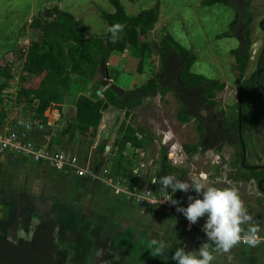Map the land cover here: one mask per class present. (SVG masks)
<instances>
[{
  "label": "trees",
  "instance_id": "16d2710c",
  "mask_svg": "<svg viewBox=\"0 0 264 264\" xmlns=\"http://www.w3.org/2000/svg\"><path fill=\"white\" fill-rule=\"evenodd\" d=\"M108 1L114 11L100 9L102 19L108 28L117 23L123 25L120 38L115 42L108 31L102 35H91L82 19L57 5L46 8L32 20L30 26L38 32L37 39L14 55L16 60L25 56L23 74L18 82V104H23L32 113V119L44 127L47 124L46 110L54 104L63 103L74 84V77L75 80L77 77L94 81L88 94L76 97L75 115L64 132L69 134L70 142L81 135L93 143L103 125L105 129L96 144L92 162L99 170L105 162L104 152L107 149L113 159L110 175H117L124 172V166L133 164V159L125 154L128 146L151 149L154 143L155 137L148 128L130 123L134 112L147 99L171 93L178 103L176 120L180 124L193 122L198 133L196 142L183 145L185 153L196 157L208 151L220 153L224 147H232L235 155L230 162L235 170L233 181H255L258 186L264 179V169L252 166L263 164L264 157L255 146L250 147V143L254 144L250 134L260 130L264 116V42L257 56L255 71L246 77L252 44L250 0H202L203 5L219 4L235 10L228 30L221 37H235L238 42L231 53L235 58L233 70L237 73L238 89L245 90L241 97L245 165L242 164L244 154L238 130V101L227 110L216 99L226 84L194 72L195 52L176 41L171 33L161 35L159 42L147 39L159 19V2L151 8L130 14L121 0ZM262 22L264 30V19ZM124 53L127 57L122 59L121 54ZM153 54L159 59V67L144 83L130 89L115 83L122 71L142 74L146 64L153 65ZM100 71L102 76L98 78ZM0 77L5 80L16 77L13 63L0 64ZM5 87V84L0 85V94ZM3 102L4 98L0 97V104ZM2 118L0 111V126ZM161 158V166L155 174L159 188V179L164 175L187 179L186 170L169 164L165 147L161 149ZM211 186L222 187L218 184ZM92 227L93 221L84 218L77 224L72 243L61 244L60 222L54 218L31 220L23 230V236L19 235L20 231L14 235L0 233V264H90L95 244ZM110 243V239L96 243L102 252L101 259L110 252ZM110 264L123 263L112 259Z\"/></svg>",
  "mask_w": 264,
  "mask_h": 264
},
{
  "label": "rangeland",
  "instance_id": "374dc122",
  "mask_svg": "<svg viewBox=\"0 0 264 264\" xmlns=\"http://www.w3.org/2000/svg\"><path fill=\"white\" fill-rule=\"evenodd\" d=\"M121 1L130 14H136L143 9L151 8L159 2V19L147 39H154L159 42L161 35L169 32L174 36L176 41L192 49L196 54V61L192 70L209 78L221 80L226 84L225 89L217 94L216 99L223 108L230 110L229 108L237 102L239 93L237 73L233 70L235 58L231 53V51L237 47L238 42L235 37H221V34L228 30L229 24L235 16V10L232 7L219 4L212 6L203 5L202 0ZM55 5L59 6L63 11L72 13L77 19H82L85 29L91 35H102L108 31V25L102 19L100 9L110 12L114 11L113 6L108 0H0V64L6 65L7 63H13L16 71V77L13 80H4L0 84L6 85V87L1 90L0 94V97L4 98V102L0 104V111H2L3 116V123L0 126V135L10 131L7 127V129L2 130L5 125L13 128L22 126L23 123L20 121H24V124L28 122L32 123L33 121L32 113L29 112L23 104H18L16 98V92L19 89V78L23 74L22 67L25 62V56L21 60H16L14 55L15 52H19V50L22 51V49L27 47L32 40L37 39L38 32L30 26L32 20L46 8H52ZM249 10L253 17L251 27L252 44L250 52L251 61L245 72L246 77L250 76L255 71L257 56L260 53L264 41V30L261 27V22L264 19V0H250ZM126 57L127 53L121 54L122 59ZM152 58L154 59L153 65L146 64L142 74H129L122 71L116 77L115 83L125 89H130L144 83L159 67L157 55L153 54ZM121 68L122 65L120 69ZM101 76L102 71L98 73V78ZM93 82L94 81H86L77 77L75 80L74 77V84L71 91L65 96L62 105L69 106L68 104H73L74 99L78 95L88 94ZM177 109L178 103L176 99L171 93H168L165 97L158 95L152 99H147L146 103L136 110L134 117H132V125H141L148 128L151 135L155 137L151 149H149L148 154H144V157H147V159L149 157V161L157 157V160L148 167L147 165L146 167H141L143 160L141 161L134 158L133 164L131 166H124V172L119 173L117 176H124L127 178L136 176L138 178L140 176L139 174H141V172L144 173L146 168L150 169V173L154 170L157 171L162 162L161 149L163 146H167V148L165 147L167 153L168 151L171 154L173 153V158H178L179 152L181 154V148L185 143H194L198 140V133L193 122L180 124L176 120L175 116ZM46 113L53 124L57 117L52 114V110ZM34 123L37 124L36 122ZM45 127L33 125V128H36L44 134H46ZM59 134L60 132L58 131H54L53 134L50 132V137L49 139H45V142L48 143L47 140H49V144L54 146L55 150L64 153L66 152V148L72 149L67 153L77 155L80 164L87 169L88 172L96 171L95 165H93L92 162L97 146L96 141L94 140V142L91 143L89 138H84L80 135L75 141L69 142V135H67L63 145L58 147L53 145V138L59 136ZM114 135L113 130L112 136ZM250 135V140L254 139V144L249 142L250 147L255 146L264 157V116L261 120L260 130ZM163 142H166L165 145H163ZM173 146H175L176 149L173 148ZM125 154L127 156L132 154V149L128 147ZM217 155L220 156L218 164L215 163ZM168 156L167 160L169 164L174 166L170 162ZM234 157V149L226 146L220 153L208 151L203 156H187L189 161H187L185 163L186 165L182 168L188 173L187 179L190 185L191 181H193L203 182L206 186L211 184L229 187L234 186L240 195L244 208L250 216L248 222L251 223V220L258 218L257 214L261 217L264 216V195L258 190L257 184L253 182L233 181L235 170L230 165V162ZM34 169L38 171L35 167ZM133 169H135L137 173H135ZM37 174L38 178L41 177V179H44L46 176L45 173ZM200 174H204L205 177L208 176L207 179L203 180ZM100 177L106 181V177ZM37 188L29 189L31 192L30 194L32 196L34 195L30 198L32 199V207L27 206L26 203H24L26 199L21 197L20 201L16 200L13 202L12 206L6 204L3 207L4 213H2V209H0V233L14 235L24 230L29 220L34 216H36L37 220L54 218L60 222L62 227L59 242L61 244L72 243L77 224L87 217L86 213L71 205L69 198L57 197V195L38 196L42 191ZM182 194H184V196L182 201L178 202L179 205L183 204L186 206L189 202L187 199L189 195L193 198L197 197V193L191 190V188L187 192H182ZM57 206L62 207L57 208ZM153 208L161 212L162 217L171 215L173 216L172 219L177 221V224L180 225L181 245H185L186 240L190 239L191 235L194 236L195 233H199L195 226L192 227L189 222L177 218L172 210L159 206ZM158 223L159 225L162 224L161 227H165L166 225L164 222L162 223V221L158 220L157 223H154L149 221V217L145 218V226H154ZM245 225H249V223L242 224V226ZM92 229L95 244L93 246L94 250L90 264H110V260L112 259L119 260L123 264H176V262L171 259V256L175 249L181 245L180 243H178V246L176 244L175 249L167 247L168 242L161 238L163 235L159 230L155 231L154 239L149 236L147 231H144L143 234L139 233V236L138 234L132 235L133 237H130L126 242L124 232L121 230H116V232L111 231L110 233H112L113 237L118 239L114 238L115 240H112V251L109 255L105 256L104 259H101V249L96 243L98 238L101 240L108 238L107 234L109 232L99 226H94ZM164 232L167 235L169 233L173 234L175 228L168 225V228L164 230ZM154 240L157 242H164L165 246L168 248L165 255H156L155 245L152 244ZM187 243L192 244L191 241ZM202 243H200L199 246ZM188 244L187 246H189ZM262 247H264V245H260L256 248L259 249ZM182 248H184V246H182ZM240 248L242 247H233L227 253L217 251L214 253L215 259L212 263L264 264V249L256 251L257 253L255 254H249V251L246 250L247 247ZM229 257H231V259H229Z\"/></svg>",
  "mask_w": 264,
  "mask_h": 264
},
{
  "label": "crops",
  "instance_id": "0c3cea01",
  "mask_svg": "<svg viewBox=\"0 0 264 264\" xmlns=\"http://www.w3.org/2000/svg\"><path fill=\"white\" fill-rule=\"evenodd\" d=\"M4 80L5 79L3 77H0V84ZM75 101L76 98L74 99L73 104H68L69 106L62 105L63 103H58L49 107L46 112L52 110V114L57 118L52 124L51 120L47 116V113L45 112V116L47 117V124L45 125L47 127L44 126L46 128V134L40 132L36 128H32L30 132L31 137L38 142H45V139H49L50 132L51 134H53L54 131H58L60 132V134L59 136H55L53 138V145H56L58 147H60V145H63L66 136L69 135L64 132V129L72 121L75 115ZM20 122L24 124V121ZM130 123L132 124V118L130 119ZM51 124L54 126H52ZM6 127L8 129L16 128H10L9 126L5 125L2 130L7 129ZM104 129L105 128L103 127V125H101L98 135L95 139L96 143L101 138V133L102 131H104ZM47 142L49 143V140H47ZM128 147L132 149V154L128 155V158L134 159L137 155L136 159L141 161L143 160L144 162L141 163V165L143 164L141 167H146V165L148 167L150 164L152 165L155 160H157V157L150 161L149 157L148 159L147 157H144L145 153L148 154L149 149H135L131 146ZM69 150L72 149L66 148L65 151L69 152ZM0 154V209H2V213H4L3 207L6 204L12 206L13 202H15L16 200L20 201L21 197L26 199L24 203H26L27 206L32 207V199L30 198L34 195L32 196L30 194L31 192L29 189L38 187L37 189L42 191L38 194V196L57 195V197L69 198L71 205L77 207L80 211L86 213L87 218L93 221L92 228H94V226H99L105 231L109 232L107 234L108 238L106 239H110L111 242L114 238H116L113 237L112 233H110L111 231L116 232V230H121L122 232H124L126 236V242L128 241V239H130V237H133L132 235L138 234L139 236V233L143 234L144 231H147L149 233V236L154 239L155 231L159 230L163 235L161 236V238L163 240H167L168 242L167 247L175 249L176 244L177 246L178 243H180L181 245L180 225L177 224L176 220L172 219L173 216L168 215L166 217H162L161 212L156 211L157 209L155 210L153 207L137 204L128 199L124 194H117L109 185L107 180L105 181L102 178L93 180L92 177H90L89 175L84 177H78L72 172H68L67 170L57 171L45 164L35 163L28 158L16 154ZM104 160L106 161V163L113 162V159L110 154H108V152L105 154ZM34 167L38 171H35ZM146 169L144 170V173L141 172V174H139L140 176L138 178L136 176H133V178H131L135 183L139 184L141 187L150 185L152 181L151 179L155 178L156 171L154 170L150 173V169ZM133 170L135 173H137L135 169ZM37 173H45L46 176L44 179H41V177L38 178ZM117 175L111 176L117 177ZM146 217H149V221L157 223V221L159 220L162 221V223L164 222L166 225L165 227H161L162 224L159 225L158 223L154 226H145ZM31 219L35 220L33 218ZM168 225H170L172 228H175V232L173 234H165L164 230L168 228ZM206 239L207 238H205L204 235L195 233L194 236L191 235L190 239L186 240L185 245H181L180 247L184 246V250L186 251L196 250L200 247L199 244L205 242ZM104 240L98 238V241ZM190 241L192 244L187 243ZM187 244L189 246H187ZM260 249H264V247L259 249H257L256 247H249L246 250L249 251V254H255L257 253L256 251H259Z\"/></svg>",
  "mask_w": 264,
  "mask_h": 264
},
{
  "label": "clouds",
  "instance_id": "9594fccd",
  "mask_svg": "<svg viewBox=\"0 0 264 264\" xmlns=\"http://www.w3.org/2000/svg\"><path fill=\"white\" fill-rule=\"evenodd\" d=\"M122 30L123 25L119 23L108 28L113 42L120 38ZM151 180L157 183L155 178ZM159 185L160 198L176 205V210L189 224L196 223L200 217L205 218L202 231L207 239L196 250L185 251L184 248L177 247L171 256L176 264H212L215 259L214 253L217 251L227 253L233 246L242 242L241 225L247 223L250 216L234 186H206L203 182L193 181L190 185L188 181L180 180L174 175L162 176ZM190 188L199 195L196 198L189 195L187 205H179L178 201L173 199V194L177 190L187 192ZM257 230V227L251 226L248 228V233L254 235ZM19 235H24L23 230ZM243 242L253 245L255 240L249 238ZM152 244L155 245L156 255H165L168 250L163 241L154 240Z\"/></svg>",
  "mask_w": 264,
  "mask_h": 264
},
{
  "label": "built area",
  "instance_id": "2783aa9c",
  "mask_svg": "<svg viewBox=\"0 0 264 264\" xmlns=\"http://www.w3.org/2000/svg\"><path fill=\"white\" fill-rule=\"evenodd\" d=\"M34 122H36L37 124H35ZM33 125L41 124L37 120H33L32 123L28 122L24 125L22 124V126L10 129V131L1 134L0 153L16 154L25 158H29L35 163L45 164L57 171H70L78 177H84L89 174V176H91L93 179H100V176H104L106 177V180L108 181L109 185L117 194H124L131 201L144 206H159L161 208H168L169 210H172L174 212L177 218L182 220L184 219L186 222H188L186 218L176 210V205H173L168 201H163L162 198H160V188L157 186L156 183H153L151 181L150 185L141 187L139 184L135 183L130 177L127 178L124 176H117L114 178L110 175L112 162L106 163V161V164L104 163L99 170L88 172L87 169H85L80 164L77 155L57 151L49 143L38 142L34 138H32L30 136V132L33 128ZM165 143L166 142H163V145H165ZM164 147L167 148V146ZM173 148H175V146H173ZM181 149V154L179 152L178 158H173V153L171 154L169 151L167 153V156L169 155L168 158L170 162L177 168L184 167L186 165L185 163L189 161V158H187L188 155L185 153L183 146ZM107 152L108 150L106 149V151L104 152V156ZM219 158L220 156L217 155V159L215 160L216 164L219 163ZM200 177L204 180L207 179L208 176L205 177L204 174H200ZM168 191L171 190L168 189ZM183 196L184 194H182L180 190H177L173 194V199H176L179 202L182 201ZM180 205L185 206L183 204ZM204 221L205 218L200 217L198 218L197 222L191 224V226H195L198 232L201 233V235L205 236L204 232L202 231ZM251 224L252 226L257 227V232L252 235L248 233V225H241L242 242L238 243L233 247L240 246L249 248L264 245V218H255L254 220H251ZM249 238L255 240V243L253 245H249L248 243L243 242L244 240H247Z\"/></svg>",
  "mask_w": 264,
  "mask_h": 264
},
{
  "label": "water",
  "instance_id": "95a60500",
  "mask_svg": "<svg viewBox=\"0 0 264 264\" xmlns=\"http://www.w3.org/2000/svg\"><path fill=\"white\" fill-rule=\"evenodd\" d=\"M238 121H239V124H238V130H239V137H240V142H241V145H242V149H243V160H242V164L245 165V160H246V147H245V144H244V141H243V137H242V104L241 102H239V111H238ZM253 168H257V169H264V163L261 164V165H257V166H252ZM251 167V168H252ZM262 182H260V186H261V190L264 192V189L262 188V185H261Z\"/></svg>",
  "mask_w": 264,
  "mask_h": 264
},
{
  "label": "flooded vegetation",
  "instance_id": "af4514ba",
  "mask_svg": "<svg viewBox=\"0 0 264 264\" xmlns=\"http://www.w3.org/2000/svg\"><path fill=\"white\" fill-rule=\"evenodd\" d=\"M263 22H261V24H262ZM264 42V41H263ZM263 44V43H262ZM255 68H256V65H255ZM259 74H260V70H258V72H257V80H258V78H259ZM243 92H245V90H239V93H238V99H237V101H238V104H239V102H241V104H242V94H243ZM247 104H249V99H248V103ZM239 111V110H238ZM186 181H188V179H186ZM262 181H264V179H262L260 182H262ZM239 182H244V181H239ZM249 182H253V183H255V184H257L255 181H248V182H246V183H249ZM260 182H259V184H258V186H257V188H258V190H260V192L262 193L263 191L261 190V186H260ZM261 185H262V183H261ZM263 188V187H262ZM264 189V188H263ZM263 195H264V193H262ZM59 207H62V206H57V208H59ZM264 213V212H263ZM257 216L259 217V218H264V216L263 217H261V216H259L258 214H257ZM33 219H35L36 220V216H34V217H32ZM32 220V219H31ZM31 220H29V222L31 221ZM28 222V223H29ZM27 223V224H28ZM16 234V233H15ZM10 235H12V234H10ZM112 250H111V245H110V252H111ZM110 252L109 253H107L106 254V256L107 255H109L110 254ZM101 254H102V252H101Z\"/></svg>",
  "mask_w": 264,
  "mask_h": 264
}]
</instances>
